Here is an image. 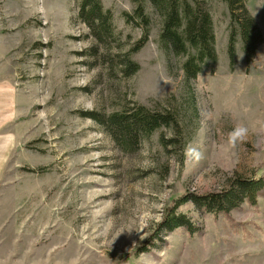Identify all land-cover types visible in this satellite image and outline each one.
<instances>
[{
	"label": "rangeland",
	"instance_id": "obj_1",
	"mask_svg": "<svg viewBox=\"0 0 264 264\" xmlns=\"http://www.w3.org/2000/svg\"><path fill=\"white\" fill-rule=\"evenodd\" d=\"M80 1L0 0V264H264V188L255 206L227 215L187 204L179 211L196 233L177 229L136 254L184 194L218 192L234 175L264 180V0H245L262 43L246 65L237 38L232 70L227 4L197 0L210 12L218 58L193 82L197 121L180 108L184 59L167 61L159 12L145 2L148 42L129 55L137 73L124 77L142 33L137 3L99 0L115 27L99 44L78 19ZM134 105L171 106L189 133L197 125L184 153L160 145L171 138L164 128L124 155L82 117Z\"/></svg>",
	"mask_w": 264,
	"mask_h": 264
},
{
	"label": "trees",
	"instance_id": "obj_2",
	"mask_svg": "<svg viewBox=\"0 0 264 264\" xmlns=\"http://www.w3.org/2000/svg\"><path fill=\"white\" fill-rule=\"evenodd\" d=\"M137 3L134 16L139 21L142 33L140 39L133 45L130 53L123 60L124 77H131L139 70V66L130 61L129 55L141 50L148 42L150 19L145 12V2L150 3L162 17V27L159 43L167 61L170 57L182 58L184 94L188 95V103L181 105L183 114L191 109L194 120L198 119L193 82L199 75L212 71L218 61L215 50V38L210 12L201 6L197 0H133ZM228 6L230 24L227 55L230 70L235 66V43L240 39L246 65H250L259 45L262 35L255 20L249 15L245 0H222ZM128 19L127 15L125 16ZM78 19L89 30L92 38L99 44L115 36L112 13L102 7L99 0H81L78 6ZM171 106L161 107L151 111L141 105H134L123 111L113 112L105 117L96 113H84L82 117L99 125L110 137L115 148L124 155L135 154L143 140L150 138L160 129L171 132L170 139L160 138V145L167 150L169 147L180 146L183 154L198 126L189 133L186 123L182 127ZM188 121V120H187ZM190 121V120H189ZM188 121V123H190ZM184 128L183 132L182 129ZM186 132V133H185ZM182 137V134H184ZM182 141H176V138ZM182 137V138H181ZM183 163V158L179 161ZM264 188L262 178L230 177L225 187L213 193L196 196L186 193L173 201L172 205L163 210L160 222L152 235L138 248L136 254L150 251L157 242L163 241L167 234L177 229H183L190 234L199 228L181 213L180 208L192 204L200 214L227 215L243 203L256 205V199Z\"/></svg>",
	"mask_w": 264,
	"mask_h": 264
}]
</instances>
